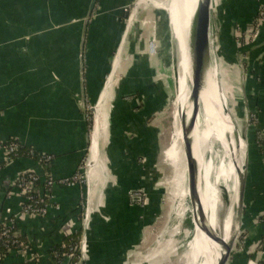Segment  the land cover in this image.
<instances>
[{
	"label": "crops",
	"instance_id": "1",
	"mask_svg": "<svg viewBox=\"0 0 264 264\" xmlns=\"http://www.w3.org/2000/svg\"><path fill=\"white\" fill-rule=\"evenodd\" d=\"M135 1L97 0L95 3L93 11L99 9L100 12L88 24L83 49L85 94L90 104L100 98L104 88L101 90L102 81L111 69L126 23L124 9ZM91 2L0 0V141L13 140L50 155L52 161L46 169L26 158L22 160L26 168L48 172L55 179L71 178L86 157L89 124L77 101L81 92L79 53L82 25ZM260 4H264V0H220V12L214 18L213 3L212 30L217 19L227 36L226 46H231V26L235 24L237 36H241L257 17ZM145 27L141 26L142 29ZM126 44L131 62L121 66L125 78L112 89L104 141V164H111L108 171L114 182L107 183L104 197L102 188L92 192L88 189L91 203L99 202L100 207L93 214L90 251L84 264H143L138 263L140 255L135 251L140 247L142 227L148 222L137 215L139 212L132 210L127 194L129 190L147 184L149 173H153L159 156V139L156 129L149 124L159 107L164 106L161 101L165 96L155 98L166 94L167 87L163 83L153 88L151 55H148L143 40L138 39L136 47L128 37ZM256 44L242 58L245 62L250 60L248 66H252L247 88L249 104L251 110H259L260 127L264 129V22L259 28ZM134 47L142 54L136 55ZM225 93L227 95L226 90ZM118 124H123V128L116 154L108 150V143ZM249 139L248 188L243 221L247 249L264 239V222L263 225L256 223L258 215L264 211V170L253 136ZM118 169L120 177L113 174V170ZM2 188L0 186V217L8 219L20 211L22 200L13 187L4 194ZM85 190L84 181L73 187L52 188L53 202L59 209L52 208L45 219H23L18 225L28 239V255L11 254L0 264H45L46 255L55 244L61 243L66 231H80L82 210L78 207L84 203ZM116 217L120 218V223L112 222ZM112 231L118 234L112 237ZM32 256L38 257V261L34 262ZM249 260L264 264V252L258 257L255 253L249 255L243 251L234 255L230 264H247Z\"/></svg>",
	"mask_w": 264,
	"mask_h": 264
},
{
	"label": "bare ground",
	"instance_id": "2",
	"mask_svg": "<svg viewBox=\"0 0 264 264\" xmlns=\"http://www.w3.org/2000/svg\"><path fill=\"white\" fill-rule=\"evenodd\" d=\"M199 2L200 0H169L163 4L158 0H140L134 4V11L140 5H154L167 10L170 17L171 49L163 57L169 61V66L166 67L173 70L172 79L176 99L172 113V134L169 143L162 150L161 156L162 163L170 169L166 186L169 188L171 201H175L171 213L177 218L185 219L188 210L192 216L194 231L189 234L190 240L185 246L186 250L182 256L183 264H217L224 254V245L228 244L233 238V234H237L239 231V225L235 222L239 190L237 174L243 175L244 173L246 146L241 139V129H239L237 121L232 120L227 113L228 97L219 86L221 74L213 48L211 51L212 63L201 91L200 107L198 105L196 110V106H194V83L185 41L188 39L187 16L196 11ZM130 21L134 23L135 20ZM148 51L150 55H154V47H150ZM119 67L120 61L116 58L95 108V124L88 154V165L93 166L91 169L99 170L101 168L98 154L99 139L102 138L103 142L107 135L108 103L112 100V89L117 81L115 74ZM211 77L213 81L210 82ZM217 106L220 108V113L223 112V115L219 117L215 115L214 111ZM182 128L187 134L191 129L188 141L194 166H198L199 169V206L204 213V233L198 226L196 206L186 207L185 201L188 200V192L187 173L183 164L184 132ZM209 140L211 143L207 144L206 142ZM88 227L91 225L83 226L84 238L81 248L84 259L87 258L90 251V235H88L90 230ZM199 258L200 260H198Z\"/></svg>",
	"mask_w": 264,
	"mask_h": 264
},
{
	"label": "rangeland",
	"instance_id": "3",
	"mask_svg": "<svg viewBox=\"0 0 264 264\" xmlns=\"http://www.w3.org/2000/svg\"><path fill=\"white\" fill-rule=\"evenodd\" d=\"M140 0H137V2ZM160 3L166 4L169 0H158ZM215 1V8L218 12H220V0ZM264 5V4H260ZM214 8V18L216 17V10ZM126 13V33L124 35L122 46L120 47L116 58L120 61V67L116 71V83L119 81H123L125 78V71L123 74L122 67L125 64H130V57L128 56L129 52L126 51V45L128 47L127 38L130 37L131 43L137 47L138 39L143 40L145 49L149 50L150 44L152 43L154 46V55L150 56L149 62L151 63V68L154 72V87L165 83L166 94H160V96H155L157 98L164 97L161 101V105H164L162 108L159 107L151 119H150V127L156 129L158 133L159 139V150L157 154H159L158 159L156 160V164L153 170V173H149V177L146 180L147 184L144 186L135 189L137 192L134 194L128 195V203L129 206L134 210L137 215L144 219V222H148V224L142 227V238L140 247H138L135 251L136 254L140 255L143 258L138 257V263L143 264H183L182 256L186 250V245L190 240V219L189 213L186 211L185 219L177 218L174 214H172V209L175 206V201H171L169 188L166 186V180L170 176V169L162 163V150L169 143L172 127H173V119L172 113L174 110V102H175V92L173 85V70L171 68H167L169 66L168 59H165L163 56L168 53L171 49L170 39H171V29H170V17L168 11L164 8H160L154 5H140L136 11H134V6L126 7L124 9ZM213 10V9H212ZM130 16V17H129ZM133 16V17H132ZM135 17V19H133ZM129 18V19H128ZM221 18V16H219ZM130 20L134 21L132 23ZM221 19H219V22ZM215 28L212 30V39L215 41L213 44V49H215L216 57L218 60L220 74L222 76L219 79V86L222 91L227 92L228 99V113L232 120L235 119L238 110L241 109L239 90L241 86V79L245 78L247 74V67L249 65L250 60L246 62L243 59V67L241 70L236 69L234 65V54H232V48L230 45L226 46L227 36L223 34V26L217 23V19L215 20ZM142 24V25H141ZM140 25V26H139ZM138 26V27H137ZM141 26H146L145 28H141ZM249 29V28H248ZM247 29V30H248ZM125 30V26L124 29ZM246 30V31H247ZM148 31H150L148 33ZM148 35L149 38H148ZM251 36V34H250ZM226 38V39H225ZM256 39V38H255ZM250 40V39H249ZM249 44L252 42L248 41ZM129 43V42H128ZM126 52V53H125ZM134 52L136 55L142 54L138 48L134 47ZM172 53V51H171ZM148 51V55H149ZM128 56V57H127ZM132 57V56H131ZM133 59V58H132ZM134 60V59H133ZM166 63V64H165ZM128 64V65H129ZM122 66V67H121ZM167 66V67H166ZM108 75V74H107ZM110 76V75H109ZM169 77V78H168ZM108 79V78H107ZM102 81V86L104 85L105 79ZM154 91V90H153ZM251 92V91H250ZM154 93V92H153ZM226 94V93H225ZM153 96V95H152ZM86 100V105H87ZM116 101V100H115ZM110 102L108 103V108L110 106ZM91 107V106H90ZM88 108V105L85 107ZM242 112V111H241ZM242 115V113H241ZM91 118V116H89ZM239 117L241 120H239ZM238 119H235L239 123V129H241V125L243 123V118L239 116ZM95 124V123H94ZM252 136L251 134L249 135ZM106 138V137H105ZM250 140V139H249ZM105 139H99V162L101 164V168L91 169L93 166L88 165L87 162L84 161L82 167L79 169L82 173L79 175L81 179L86 180V184L88 182V189L90 192L99 191L102 188V197L106 195L105 189L107 190V183L114 182L113 178L108 171V167L111 164H104L106 162L105 155V144L103 145ZM183 164L186 168L184 154H183ZM107 165V166H106ZM83 170L85 171L83 173ZM84 174V175H83ZM85 183V181H84ZM140 191V192H138ZM129 193V192H128ZM101 193H99V196ZM101 197V196H100ZM139 198L140 201H133L132 199ZM100 203L96 204V202L90 201L88 198L87 212L86 218L84 221L85 227L92 225V216L96 212H98V208ZM187 206V205H186ZM100 215V214H99ZM136 215V214H135ZM121 217V214H120ZM175 217V218H174ZM245 217V212H244ZM113 223L121 222L119 217H116L112 220ZM88 230H91V227H88ZM93 230V229H92ZM89 233V232H88ZM118 232L112 231V237H115ZM90 235V234H88ZM246 232L244 231L240 234V237L237 241V245L235 246V250L233 252V256L243 251L247 252L249 255L256 254V256H261L264 252V239H260L257 242V246L251 247L247 249L246 247ZM183 242V243H182ZM260 244L263 249L260 248ZM184 247V248H183ZM144 260V261H143ZM143 261V262H142ZM230 261L228 264H230ZM137 264V263H136Z\"/></svg>",
	"mask_w": 264,
	"mask_h": 264
},
{
	"label": "water",
	"instance_id": "4",
	"mask_svg": "<svg viewBox=\"0 0 264 264\" xmlns=\"http://www.w3.org/2000/svg\"><path fill=\"white\" fill-rule=\"evenodd\" d=\"M96 1L97 0H92L91 5L88 9V12L86 13L85 18L83 19L80 53H79L80 54L79 62H80V91L81 92H80V98L78 99L77 102L81 106V109L83 110V112L87 115L86 119L89 124L88 129L86 131V145L87 146H86V151L84 155L86 156L84 160L86 162L88 159L89 149L91 145V134L94 129L95 114H96L95 108L97 106L99 98L97 97L98 99V100L96 99L97 102L95 101V103L93 102V104H90L89 101H87L88 108L87 109L85 108L87 106L86 105L87 99H86L85 86H84L85 85V75L84 74L86 73V71H84L85 62L83 58V49H84V43L86 39V31H87L88 24L93 22L100 12L99 9H97L96 11H93ZM136 2L137 1H135V3ZM213 2H214L213 0H200V2L197 3L196 11L192 15L189 13L187 16L188 39L185 41V46H187L188 48V55L190 58V70H191L193 83H194L193 102H194V106H196V110H197L198 105L200 107L201 91L204 88L206 78L208 77L207 75L208 69H209L210 64L212 63L211 51L213 48V44L215 43V41H213L212 39V28H211V14H212ZM215 10L218 14L219 12L217 11V9ZM236 31H237L236 25L234 24L231 26V30H230V40L232 43L230 47L232 48V54H234L233 63L236 66V69L241 70L243 67L242 57L257 45L256 42H257L259 33L256 39L252 43L247 44L245 46H241L240 42H238V36H237ZM125 33H126V23H125V30L123 31V35L118 45L117 51L114 55V58L116 57L121 47L123 36L125 35ZM111 72H112V64H111V69L108 72V75L105 77L104 85L106 83L107 78L111 74ZM251 73H252V66L251 67L248 66L247 74L245 78L241 79V86L239 90L240 103H241L242 110L239 109L235 117V119H238L239 116L243 118V123L241 125V139L244 141L245 146H246V159H245V164L243 167L244 173L243 175L237 174L238 180H239V190L237 193L238 202L235 208V215H236L235 222L236 224L239 225V231L237 234H233L234 236L229 241L228 244L224 245V254L220 257L217 264H228L230 259L232 260L233 252L235 250V246L237 245V241L240 237V234L244 232L243 221H244V212H245V205H246V193H247V188H248V168H249L248 156H249V149H250V140H249L250 138L249 136L250 115L254 113L258 117V120L260 121L259 110L257 109L251 110L250 104H249V96H248L247 88H248V83H249ZM211 81H213L212 77L210 78V82ZM215 81L217 82L216 78H215ZM217 94H218V89H217ZM218 102L220 103V101ZM214 111L217 117H219L220 115H223V112L220 113V108H218V106L216 107V110L214 109ZM89 116H91V118ZM239 120H241L240 117H239ZM122 126L123 124H118V126L112 131V136L108 143V150L116 154H117V148H118L117 146L121 145V135H122V128H123ZM182 131H183V128H182ZM183 132L184 133H183L182 148H183V154H184V159H185V164H186L187 192H188V200L185 201L187 205L186 207L192 208L196 206L197 208L196 214H197V218L199 221L198 226H199L200 231L204 233V226H203L204 213L202 212V209L199 206V197H200L199 195V169H198V166L196 167L194 166L192 151L190 149V142L188 141V136H190L191 134V129L190 131H188V134L185 131ZM206 143L210 144L211 141L209 140ZM258 154H259L262 168L264 170V163L262 162L259 151H258ZM22 159L23 158H18L14 160L12 163L8 164L4 169H2V171H0V179H2V182H0V186L3 187L2 188L3 194L6 193L7 189H11L13 187V183H15L17 179L19 178L20 174H22L27 169L26 166L23 164ZM80 170H78L73 176H75L77 173L81 174L82 171ZM84 172L85 171L83 170V173ZM113 172H114L113 173L114 175H117L118 177H120V169L113 170ZM6 181L7 183H5ZM84 181H85V186H86L84 203L82 206L78 207V210H82L80 213L81 221L79 222L80 230L82 233V240L84 238L83 226H84V221L86 218L88 197H89L88 196V182L86 184V180ZM128 192H129L128 194H134L137 191L135 189H131ZM132 200L140 201L139 198L138 199L134 198ZM1 205H2V199H0V207ZM187 212L189 213V219H190V224H191L189 228L191 229V233H193L194 227H193V222H192V216L188 210ZM91 218L93 219V216ZM79 249L81 251V246L79 247ZM198 260H200V258ZM85 261L86 260L83 258V254H81V258L78 264H84ZM71 262H72V257L66 259L63 264H71Z\"/></svg>",
	"mask_w": 264,
	"mask_h": 264
},
{
	"label": "built area",
	"instance_id": "5",
	"mask_svg": "<svg viewBox=\"0 0 264 264\" xmlns=\"http://www.w3.org/2000/svg\"><path fill=\"white\" fill-rule=\"evenodd\" d=\"M263 22L264 5H259L258 14L254 22L249 26L247 31H245L241 36H238V42H240L241 46L249 44L248 41L253 42L255 40ZM150 47H154L152 43L150 44ZM249 129V133L254 137V142L260 152L262 162L264 163V129L260 127L258 117L254 113L250 115ZM22 151H24V155H22ZM18 158H26L44 169H46L48 164L52 161V157L50 155L39 153L33 148H26L19 142L13 140L7 142L0 141V171ZM79 175L80 174L77 173L71 178L55 179L48 172H36L32 168H27L22 174H20L17 181L13 183V188L17 191L22 200L20 211L8 219H2L0 217V243H2L7 249L6 257L2 258L0 256V262L4 261L11 254L22 253L23 255H28L27 252L29 251L30 245L28 239L23 236L21 230L19 229V223H21L23 219H45L52 208L56 210L59 209V206L53 202L51 189L57 186H76L83 182V179H81ZM263 222L264 213L257 218L256 223L263 225ZM76 234H80L77 244L69 246L67 251L62 254L61 257L56 252L52 254L49 259L50 250L45 257V262L47 264H63L64 261L70 257H72L73 260L77 252L78 256L76 257L75 264H78L82 254V248L81 251L79 249V247L82 246L81 230L66 231V236ZM31 258L34 262L38 261V257L36 256H32ZM250 263L259 264L256 260H249L247 262V264Z\"/></svg>",
	"mask_w": 264,
	"mask_h": 264
},
{
	"label": "trees",
	"instance_id": "6",
	"mask_svg": "<svg viewBox=\"0 0 264 264\" xmlns=\"http://www.w3.org/2000/svg\"><path fill=\"white\" fill-rule=\"evenodd\" d=\"M152 70V69H151ZM151 75H152V71H150ZM163 106H161L162 108ZM22 155H24V151L21 152ZM79 237H80V234H76V235H68V236H65L64 239L61 241L60 244H55L50 250V256H49V259L51 257L52 254L54 253H58L61 257L62 254H64L68 247L69 246H74L75 244L78 243L79 241ZM264 244V243H263ZM262 245L260 244V248L263 249V247H261ZM64 247V249H63ZM7 255V249L4 247V245L2 243H0V256L3 258V257H6ZM78 256V253L76 252V255L75 257L73 258L71 264H75V261H76V257Z\"/></svg>",
	"mask_w": 264,
	"mask_h": 264
}]
</instances>
